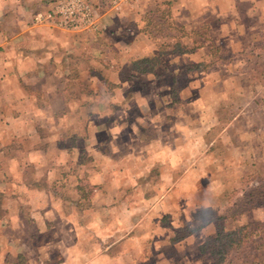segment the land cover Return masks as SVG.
Segmentation results:
<instances>
[{
  "label": "rangeland",
  "instance_id": "374dc122",
  "mask_svg": "<svg viewBox=\"0 0 264 264\" xmlns=\"http://www.w3.org/2000/svg\"><path fill=\"white\" fill-rule=\"evenodd\" d=\"M137 1L141 22L138 38L134 39L136 30L131 26L120 36L132 48L124 50L120 48L122 43L91 38L95 51L92 67H97L95 71L109 84L108 98L114 113L100 117L92 113L94 120L82 117L72 125V140L79 150L76 162L90 161L91 165L88 163L86 170L84 165L63 169L61 178L67 181L69 191L81 176L85 184L89 177L101 178L99 168L92 166L96 162L93 152H89L93 147L88 129L103 133L99 142L106 152L104 156L123 161L119 166L109 164V169L103 171L105 176L101 173V179L106 177L112 182L109 190L113 205L119 203L125 209L143 212L138 222L141 264H161L164 252L177 257L174 248L166 246L175 247L194 234L204 243L202 252L210 253V263L216 264L224 259L217 236L242 227H248L251 234L248 254L257 257V247L264 245V19L251 17L246 0H222L216 15L206 18L200 26L187 14L191 10L182 14L173 11L178 3ZM233 2L238 8L228 9ZM185 18L191 25L182 24ZM201 44L208 46V57L186 53L188 58L182 59L173 53ZM159 54L160 71L157 79H151L160 82L150 86L146 77L134 71L132 63ZM164 73L169 78L166 82L162 80ZM119 80L131 82L129 88L116 89L114 82ZM115 91L126 98L122 105ZM80 93L78 89L73 97L80 99ZM136 94L144 104L136 101ZM154 95H160L158 114L152 105ZM100 100L95 103L100 104ZM182 116L191 117L192 125L205 121V132H184ZM155 118L166 124L158 123L156 129ZM163 140L171 146L167 154L160 148ZM64 143L70 144L69 140ZM166 160L168 164L163 165ZM116 178L121 183L118 189L113 183ZM96 187L89 197L95 194ZM61 193L72 195L67 189ZM82 205L92 206L87 200ZM94 218L87 215L92 243L103 226H107L105 236L111 237L112 227L118 225L116 220ZM119 231L123 235L119 232L110 238L112 241L130 239L128 243H132L131 229Z\"/></svg>",
  "mask_w": 264,
  "mask_h": 264
},
{
  "label": "crops",
  "instance_id": "0c3cea01",
  "mask_svg": "<svg viewBox=\"0 0 264 264\" xmlns=\"http://www.w3.org/2000/svg\"><path fill=\"white\" fill-rule=\"evenodd\" d=\"M57 1L0 0V264H141L138 222L143 212L140 209H125L119 203L113 205V194L109 190L112 182H108L106 177L101 179V173L105 176L103 171L109 169L106 168L109 164L119 166L123 161L104 156L106 152L102 151V143L99 142L103 133L88 129L93 147L89 152H93L96 162L92 166L99 168L101 178L96 176L97 179L93 180L89 177V183L85 184L81 176L78 182L72 184L70 191L67 181L61 178L63 169L82 168L84 165L86 170L87 164L91 165L90 161L76 162L79 150L72 140L75 138L72 136V125L82 121V117L83 120H94L93 114L100 117L114 113L108 98L109 84L100 72L95 71L97 67H92L91 58L95 51L91 47V38L122 43L120 48L124 50L132 48L120 36L125 28L131 26L136 30L134 39L137 40L141 23L138 1L126 0L118 10L112 8L108 1L101 2L97 10L99 26L95 34L66 31L49 21H35L38 15L45 16ZM167 1L178 3L173 11L176 9L182 14V11L191 10L187 14L191 15L190 19L197 20L198 26L211 15L215 16L216 8L222 4V0ZM235 2L228 4L227 8L237 9ZM246 2L251 17L264 19V0ZM182 24L191 25L188 18ZM207 47L203 45L189 53H196L197 58L206 56L209 52ZM188 56L180 55L182 59ZM159 71L156 68L152 74L136 73L146 77L152 86L160 82L151 79ZM164 75L162 80L166 82L169 78L166 73ZM114 84L116 89L126 90L131 82L119 80ZM78 89L82 91L80 99L73 97ZM114 96L111 95V98ZM159 96L154 95L155 100L152 101L156 114L159 111ZM99 99L100 104L95 103ZM135 99L144 104V99L137 94ZM125 100L124 95L118 94V104L122 105ZM156 118L153 119L156 129V124H166ZM191 119L182 116L186 126L184 132L204 133L205 121L192 125ZM81 139L87 141V137ZM66 140H69V145L64 143ZM88 147L86 145L85 149ZM168 147L171 146L163 140L160 148L164 153ZM168 162L166 160L163 165ZM96 180L100 181L96 183ZM113 183L117 189L121 186L117 178ZM87 186L90 190L97 186L94 195L87 196ZM65 189L72 195L67 197L61 193ZM86 200L92 206L82 207ZM93 206L95 208H91ZM87 215L97 221L116 220L117 226L110 225L112 236H105L107 226H103L97 237L101 240L92 243L91 222L88 223ZM125 227L131 229L132 243H128L130 239H110ZM104 240L109 241L106 243ZM203 244L194 234L175 247L166 246L170 250L174 248L172 250L177 252V257L164 252L160 256L161 264H212L210 253L201 250Z\"/></svg>",
  "mask_w": 264,
  "mask_h": 264
},
{
  "label": "built area",
  "instance_id": "2783aa9c",
  "mask_svg": "<svg viewBox=\"0 0 264 264\" xmlns=\"http://www.w3.org/2000/svg\"><path fill=\"white\" fill-rule=\"evenodd\" d=\"M103 1H108L112 8L117 10L126 2V0H59L45 16L40 14L35 21H49L66 31L95 34L99 26L97 10Z\"/></svg>",
  "mask_w": 264,
  "mask_h": 264
},
{
  "label": "trees",
  "instance_id": "16d2710c",
  "mask_svg": "<svg viewBox=\"0 0 264 264\" xmlns=\"http://www.w3.org/2000/svg\"><path fill=\"white\" fill-rule=\"evenodd\" d=\"M185 38V37H184ZM201 45H194L191 50L174 51L173 53H178L180 55L195 51L201 48ZM166 47V45H164ZM161 54L153 57H143L132 63L134 71L145 75L152 74L155 69L159 66V57ZM150 66V67H147ZM86 187L85 189H87ZM84 189V190H85ZM92 193V190L87 191V196ZM251 238V234L248 231V227H242L238 230L220 233L217 236L216 242L220 241V248L222 250L223 260L217 261L216 264H264V245L257 247L256 251L260 252L257 257H252L248 254V244ZM205 247H202L204 249ZM248 254V255H247ZM227 258H230L227 261Z\"/></svg>",
  "mask_w": 264,
  "mask_h": 264
}]
</instances>
